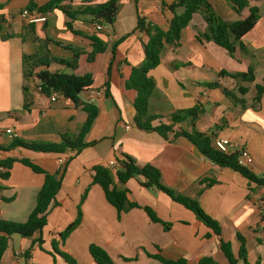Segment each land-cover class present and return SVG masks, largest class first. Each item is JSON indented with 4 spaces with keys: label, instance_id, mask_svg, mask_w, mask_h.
<instances>
[{
    "label": "crops",
    "instance_id": "1",
    "mask_svg": "<svg viewBox=\"0 0 264 264\" xmlns=\"http://www.w3.org/2000/svg\"><path fill=\"white\" fill-rule=\"evenodd\" d=\"M30 1L0 0V147L7 148L14 138L60 143L61 132L75 135L86 123L85 104L97 107L98 115L84 139L89 145L79 152L44 154L0 149V221L23 224L36 207L45 178L23 165L22 160H29L50 174L59 169L64 172L42 234L30 239L13 236L1 264H68L54 246L77 264H95L91 245L104 249L115 264H162L148 256L159 251L167 259L184 258L190 264L205 257L218 264H229L218 238L206 237L211 231L195 214L168 195L145 188L143 178L131 179L126 184L114 179L116 187L126 190L130 201L140 206L119 216L102 188L93 184V175L96 166L115 172L110 165L113 162L118 165L122 154L131 156L142 167L150 165L158 169L166 187L179 196L196 200L207 215L220 223L236 256L241 247L237 236L241 235L247 263L264 264V188L232 169L214 165L187 139L176 137L175 133L181 129H190L189 122L176 124L166 137L140 130L135 123L133 102L137 93L128 90L126 82L132 68L143 63V44L148 41L146 34L137 30L138 19L144 20L146 26L168 30L172 14L163 3L171 5L178 0H119L114 24H101V31L96 30L89 16H79L70 31L66 26L70 20L62 12L43 15L46 22L36 26L40 38L37 44L47 46L53 56L66 61L74 58L73 53L55 45L56 42L81 50L77 69L68 73L77 76L89 73L94 82L90 91L80 94L79 107L60 95L52 102L50 97L37 92L34 106L26 111L23 57L33 50V45L23 41L28 23L22 13ZM50 1L34 0L38 7ZM108 1L73 0L72 4L99 5ZM208 1L225 21L239 18L228 0ZM256 5L260 20L243 38L234 57L213 42L198 40L207 24L201 14H194L182 31L179 46H167L160 65L149 74L156 82V92L149 99L148 110L156 117L152 127H157L171 125L176 112L201 105L204 113L195 123L196 130L230 140L231 152L249 154L253 163L248 169L264 179V93L260 102H255L256 85L264 86V0ZM91 36L98 37L108 50L89 62L88 56L93 51ZM46 39L53 41L46 44ZM115 43L118 46L113 54L111 48ZM249 67L255 71L253 83L237 85L231 78L219 77L222 70L246 73ZM215 82L230 90H237L238 86L248 88L245 96L237 93L245 106L232 104L222 89L208 87ZM12 159L15 162L9 177L3 179L1 173L7 171L2 164ZM204 179L215 183L207 187L201 182ZM145 207L152 209L162 223L153 222ZM79 217V227L62 240L60 234ZM40 236L42 248L34 244ZM238 264L245 263L240 260Z\"/></svg>",
    "mask_w": 264,
    "mask_h": 264
},
{
    "label": "trees",
    "instance_id": "2",
    "mask_svg": "<svg viewBox=\"0 0 264 264\" xmlns=\"http://www.w3.org/2000/svg\"><path fill=\"white\" fill-rule=\"evenodd\" d=\"M259 1L260 0H228L232 9L239 17L237 20L230 22L225 21L208 0H178L171 5L163 3V6L172 14L168 30H163L156 26H146L144 20L139 18L137 30L145 33L148 37L147 43L143 44L145 59L140 66L132 68L130 78L126 82V88L128 90H134L137 93L133 106L136 111L135 123L140 130L146 132L154 131L166 137L168 133L173 132V127L176 124L189 122L190 129H181L179 132L175 133L176 137L187 139L199 150L203 157L211 161L214 165L220 168L232 169L247 178L250 183L264 188V179L258 178L248 168L238 164L239 153H224L219 151L213 144V134H205L196 130L195 123L204 113L201 105L178 111L171 117V125H160L157 127H152V122L156 120V117L152 116L148 110L149 99L156 92V82L149 74L160 65L161 56L167 46H173L175 48L179 46L182 31L188 27L194 14H201L207 24L206 31L198 34V40L200 42H213L234 57L236 49L242 47L243 38L255 28L260 20V11L256 5ZM72 3L73 0H51L44 6L38 7L34 0H31L26 9L31 13L37 12L41 15H47L55 11L62 12L70 20L66 23L67 29L73 31V22L76 21L79 16H89L91 18V23L94 24H107L109 20H112V26L120 7L119 0H110L105 4L99 5L85 2L81 5L74 6ZM1 23L2 19L0 17V24ZM36 26L37 24H27L25 32L22 35L24 42L29 41L33 45V50L29 53H24L23 57L24 109L30 111L34 106L35 93L37 92L47 97H51L54 93H57L64 99L71 101L77 107L81 106L82 102L79 96L81 93L91 90L94 82L93 77L89 73L83 76H77L73 73H68V71L77 69L78 60L82 55V51L70 45L56 42L55 45L71 51L74 58L71 61H66L53 56L48 51L47 46L40 47L37 44L40 38L37 36ZM89 39L92 41L93 51L89 54L88 61L92 62L98 53L107 51L108 46L96 36H91ZM52 41L53 40L46 39L45 42L48 44L52 43ZM117 46L118 43L112 46L111 51L113 54H115ZM219 77L231 78L237 85H239L240 82L253 83L256 80L253 67H249L246 73H229L222 70L219 73ZM208 87L222 89L225 96L232 104L245 106V101L239 99L237 93L241 96H245L248 93V88L238 86L237 90H230L222 87L216 82L209 84ZM263 93L264 86L256 85V103L260 102ZM83 109L88 113L86 123L75 135L70 134L68 131L61 132L60 143L34 142L14 138L7 148L0 147V149L6 151L24 149L44 154H64L70 150L79 152L89 145L84 142V139L98 115L97 107L91 104H85ZM14 162L15 160L12 159L2 164V167L7 171L1 173L3 179L9 177V170ZM117 162L118 165L115 172L103 166L94 167L93 184L102 188L108 203L117 210L119 216L128 209L140 208V206L130 201L126 190H120L116 187L114 179L116 178L121 184H126L131 179L137 177L143 178L145 182H142V185L145 188L162 192L176 203L193 212L197 220L211 231L206 237L211 238L212 235H215L218 238L220 249L229 264H238L240 260L248 264L246 260L245 240L243 237L241 235L237 236L241 242V247L238 256H236L233 253L231 242L227 241L223 235L220 223L207 215L196 200L179 196L172 189L166 187L162 183L161 173L158 169L150 165L142 167L138 165L131 156L126 154H122ZM21 163L30 168L34 173L43 175L45 178L44 184L37 195L36 207L30 214L27 222L19 224L0 221V264L8 248L9 241L13 236L18 235L22 238L30 239L36 234H42L43 229L47 225L49 209L56 201V196L61 189L64 176L62 169H59L55 174H50L29 160H22ZM201 182L206 183L207 187L215 183L207 179ZM143 209L153 222L162 223L152 209L148 207ZM80 223L81 217L69 225L67 229L60 234V238L65 240L79 227ZM36 243L42 248L43 240L41 236L34 242V244ZM54 249L56 253L68 262V264H77L69 255L58 251L55 246ZM90 254L95 264H115L110 255L104 249L96 245L90 246ZM148 256L158 260L162 264H190L184 258L177 260L167 259L163 256L161 251H159L157 255ZM126 261L131 260L126 259ZM196 264L218 263L211 257H205Z\"/></svg>",
    "mask_w": 264,
    "mask_h": 264
},
{
    "label": "built area",
    "instance_id": "3",
    "mask_svg": "<svg viewBox=\"0 0 264 264\" xmlns=\"http://www.w3.org/2000/svg\"><path fill=\"white\" fill-rule=\"evenodd\" d=\"M22 18L27 20L28 24H43L46 22V17L43 15H39V14H34L31 13L28 10H24L22 13ZM96 30L97 31H101L102 30V26L101 24H96ZM99 93H97L98 95ZM58 94L54 93L50 99L52 102H55L57 100ZM213 144L214 146L221 152L224 153H229L231 152L230 147H231V142L228 139H224V138H214L213 139ZM232 153V152H231ZM253 163V158L247 154L244 153L242 155L239 156L238 159V164L242 167L248 168L251 164ZM111 168H117V163H111L110 165Z\"/></svg>",
    "mask_w": 264,
    "mask_h": 264
},
{
    "label": "water",
    "instance_id": "4",
    "mask_svg": "<svg viewBox=\"0 0 264 264\" xmlns=\"http://www.w3.org/2000/svg\"><path fill=\"white\" fill-rule=\"evenodd\" d=\"M108 24H112V20H109V21H108Z\"/></svg>",
    "mask_w": 264,
    "mask_h": 264
}]
</instances>
